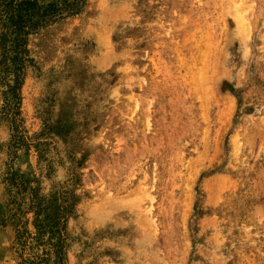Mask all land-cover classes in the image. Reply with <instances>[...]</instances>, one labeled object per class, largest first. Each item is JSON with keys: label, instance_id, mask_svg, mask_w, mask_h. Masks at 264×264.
I'll list each match as a JSON object with an SVG mask.
<instances>
[{"label": "rangeland", "instance_id": "1", "mask_svg": "<svg viewBox=\"0 0 264 264\" xmlns=\"http://www.w3.org/2000/svg\"><path fill=\"white\" fill-rule=\"evenodd\" d=\"M27 48L13 167L43 226L64 209L63 264H264V0H87ZM7 202L0 264H22Z\"/></svg>", "mask_w": 264, "mask_h": 264}, {"label": "trees", "instance_id": "2", "mask_svg": "<svg viewBox=\"0 0 264 264\" xmlns=\"http://www.w3.org/2000/svg\"><path fill=\"white\" fill-rule=\"evenodd\" d=\"M86 1L56 0L47 5H39L36 0H0V117L13 133L7 146L10 159L4 163L0 184L6 186L8 192L6 209L15 228L16 238L32 251L29 257L22 260V264H41L51 258L53 264H63L59 243L52 241L59 239V225L64 209H58L54 218L49 219L52 225L43 226L47 212L45 200L13 167V160L18 158L20 150L30 146L28 137L22 130L20 117L25 70L27 66L34 64L27 48L28 37L39 29L79 15L83 12ZM27 216L31 217L30 223ZM25 224L31 225L33 232L25 230ZM32 244L44 247L41 255L33 252Z\"/></svg>", "mask_w": 264, "mask_h": 264}]
</instances>
